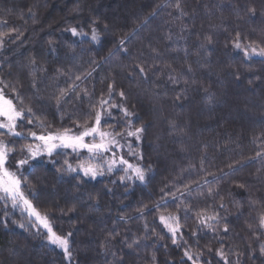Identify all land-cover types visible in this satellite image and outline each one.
<instances>
[{
  "label": "trees",
  "instance_id": "16d2710c",
  "mask_svg": "<svg viewBox=\"0 0 264 264\" xmlns=\"http://www.w3.org/2000/svg\"><path fill=\"white\" fill-rule=\"evenodd\" d=\"M237 34L264 47V0H0V88L33 113L20 137L0 130L6 167L71 252L0 200V264H193L185 251L195 264H264V57L246 59ZM102 100L101 130L143 127L139 141L116 138L144 183L64 170L86 151L30 158L32 132H80ZM162 215L177 218L175 243Z\"/></svg>",
  "mask_w": 264,
  "mask_h": 264
},
{
  "label": "snow or ice",
  "instance_id": "6c2138e0",
  "mask_svg": "<svg viewBox=\"0 0 264 264\" xmlns=\"http://www.w3.org/2000/svg\"><path fill=\"white\" fill-rule=\"evenodd\" d=\"M179 7V5H177ZM250 12L254 14L255 10L250 9ZM72 34L78 35L75 28L71 29ZM93 40L97 39L95 30H93ZM235 48L241 50L246 59L252 58V56L264 57V47H259L254 44H248L247 46L242 45L239 42V34H237V40L234 44ZM141 72L144 70L141 68ZM80 79V77H77ZM111 87V86H110ZM64 92L61 93L60 97H57V103L61 101ZM121 97L124 93H120ZM19 100V97H17ZM20 106L13 102V99L7 98L4 94V90L0 88V129L6 130L7 134L12 136L20 137L21 132L16 131L18 122H22L26 117H31L33 115L32 109H25L20 101ZM107 100H102L100 103V110L95 112L94 122L88 124L85 122L84 125L77 124L78 128L82 127V131L78 134L73 133L69 129H65L62 133L60 132H49L47 134L38 135L36 132H32L31 136L35 140H39L41 143L36 145L35 149L29 145L27 146V151L30 153V158L35 159L38 156L47 154L51 157L54 153L58 154V149H69L73 153H79L81 151H86L88 153V160L83 161L78 164L77 167H73L69 161L65 160L66 165L65 171L71 173H82L84 177H90L95 179L97 176H103L105 171L112 173L114 170H121L124 172L123 176H120V181L123 183L125 180L128 181H139L141 183L145 182V172L146 169L141 167L139 164H133L129 160L125 159L123 155H118V152L123 150L124 145H121L117 136L121 139L126 137H135L137 141L140 140V134L144 131L143 127H135L133 130L132 121L129 120L126 124V131L124 132H106L101 130V122L104 114L107 113L111 116V112L105 108L108 105ZM111 107H118L112 105ZM123 112L125 117H130L132 114L128 112L126 108L119 109ZM28 124H32L33 120L31 118L27 119ZM40 127H44L43 124ZM90 138V141H89ZM98 141V142H97ZM129 155L136 156L137 154L131 151V144H128ZM12 151L8 145L0 140V200H11L13 207H18L22 203L28 212L29 216L35 217L36 221L39 222L47 230L48 242L55 245L63 250L66 257L71 256L69 251V240L67 237L58 235L52 228L48 216L41 215L32 203L24 196L21 189V184L24 182L22 176H18L16 173L10 172L5 166L8 159L9 153ZM105 154H110V159L105 158ZM138 159H143L142 155ZM95 161V163H93ZM28 163V159H22L17 162V166H23ZM150 170V169H149ZM223 207V205H221ZM198 219L202 225L211 227L207 222L209 220H215V216L208 215H198ZM160 221L164 224L166 228L172 233L173 243L176 242L175 236L179 230V225L177 218L174 216H161ZM171 221L172 223H169ZM261 224L264 225V218L261 219ZM175 225V226H173ZM23 227V225H21ZM227 231V227L224 229ZM70 235V234H69ZM131 247V245H129ZM264 252V247L261 249ZM185 257L189 261H193L195 264L194 257L188 251L184 253ZM222 256L223 253H220Z\"/></svg>",
  "mask_w": 264,
  "mask_h": 264
},
{
  "label": "rangeland",
  "instance_id": "374dc122",
  "mask_svg": "<svg viewBox=\"0 0 264 264\" xmlns=\"http://www.w3.org/2000/svg\"><path fill=\"white\" fill-rule=\"evenodd\" d=\"M254 57H260V56H254ZM261 58V57H260ZM0 119H2V118H0ZM19 123V122H18ZM18 126V125H17ZM0 130H2V129H0ZM2 131H4V132H6V130H2ZM16 131H17V128H16ZM7 133V132H6ZM74 133H79V132H74ZM89 141H90V138H89ZM98 142V141H97ZM41 143V142H40ZM39 143V144H40ZM36 147V146H35ZM35 149V148H34ZM58 150H61V149H58ZM57 150V151H58ZM106 155V154H105ZM6 163H7V161H6ZM6 166V165H5ZM9 170V169H8ZM10 171V170H9ZM11 172V171H10ZM21 190V189H20ZM0 195H2V194H0ZM9 201L11 202V200L9 199ZM12 203V202H11ZM18 208H20L31 220H33L39 227H41L43 230H45L46 232H47V230L42 226V225H40L39 224V222L38 221H36V219H35V217H32V216H29L28 215V212H27V210L25 209V207L23 206V204L21 203L20 204V206H18ZM42 215V214H41ZM61 249V248H60Z\"/></svg>",
  "mask_w": 264,
  "mask_h": 264
}]
</instances>
